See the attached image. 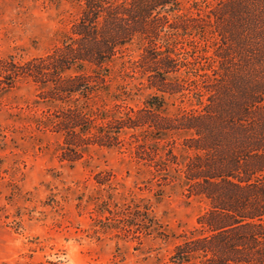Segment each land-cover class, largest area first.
Listing matches in <instances>:
<instances>
[{"label": "rangeland", "instance_id": "obj_1", "mask_svg": "<svg viewBox=\"0 0 264 264\" xmlns=\"http://www.w3.org/2000/svg\"><path fill=\"white\" fill-rule=\"evenodd\" d=\"M217 3H183V17L176 20L195 19V28L209 41L208 55L220 45L219 55L227 59L219 85L231 90L237 77L248 75L264 86L260 30L251 28L260 43L256 55L241 51L235 39L225 41L222 31L234 34L243 22L238 15L222 16ZM254 7L243 17L262 27L264 4ZM83 8L84 0H0V65L52 52ZM141 52L135 41L110 64V91L134 111L159 95L131 69ZM175 78L185 81L181 72ZM186 93L165 96L168 117L191 109L192 94ZM38 94L28 77L0 92V264H171L175 247L199 227L197 218L208 209V201L190 194L176 171L193 155L182 146L189 134L169 132L157 141L154 130L144 125L126 130L120 146L90 145L80 159L63 160L62 136L35 124L47 109ZM114 103L120 102L105 100L108 108ZM143 141L156 150V161L166 163L165 170L157 172L138 158L136 145ZM169 152L178 166L167 163Z\"/></svg>", "mask_w": 264, "mask_h": 264}, {"label": "trees", "instance_id": "obj_2", "mask_svg": "<svg viewBox=\"0 0 264 264\" xmlns=\"http://www.w3.org/2000/svg\"><path fill=\"white\" fill-rule=\"evenodd\" d=\"M186 2H218L222 16L238 15L243 25L234 34L222 31V38L235 39L241 51L256 55L260 43L251 28L260 30L263 42L264 26L243 16L264 0H84L81 17L52 52L0 65V92L19 77L37 85L47 109L35 124L62 136L61 158L67 161L80 159L90 145L120 146L126 130L144 125L157 141L169 132L189 134L182 146L193 155L176 171L190 194L208 201V209L197 218L199 227L175 247L171 264H264V86L248 75L237 77L231 90L219 85L227 56L219 55L220 45L208 55L209 41L194 18L177 22ZM135 41L142 52L131 69L159 93L136 111L109 89L110 64ZM179 72L185 81L176 80ZM187 91L191 109L168 117L165 96ZM107 98L120 103L108 108ZM143 142L136 145L138 158L157 172L165 170L156 150ZM168 155L167 163L178 166Z\"/></svg>", "mask_w": 264, "mask_h": 264}]
</instances>
